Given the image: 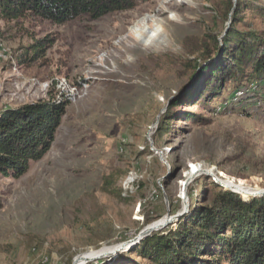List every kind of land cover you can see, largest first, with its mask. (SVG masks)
Returning <instances> with one entry per match:
<instances>
[{"label": "rangeland", "instance_id": "obj_1", "mask_svg": "<svg viewBox=\"0 0 264 264\" xmlns=\"http://www.w3.org/2000/svg\"><path fill=\"white\" fill-rule=\"evenodd\" d=\"M213 1L139 0L131 10L64 24L0 18V48H7L0 105L69 102L45 158L21 179L0 174V264H72L79 255L105 253L163 224L168 214L187 215L192 202H201L202 186L214 180L207 171L247 201L261 197L254 195L264 190L263 111H249L250 117L219 103L210 122L177 120L170 135L156 133L169 100L186 83L182 68L165 59L179 53L186 36L205 32ZM148 15L151 25H164L165 37L143 46L131 28ZM253 20L264 29L261 19ZM40 41L39 58L22 63ZM107 178L115 193L105 191ZM136 244L76 264H112Z\"/></svg>", "mask_w": 264, "mask_h": 264}, {"label": "trees", "instance_id": "obj_2", "mask_svg": "<svg viewBox=\"0 0 264 264\" xmlns=\"http://www.w3.org/2000/svg\"><path fill=\"white\" fill-rule=\"evenodd\" d=\"M138 2L0 0V18L64 24L81 17L96 20L131 10ZM211 10L205 32L186 36L179 53L164 58L167 66L182 68L186 83L169 100L168 113L156 132L160 138L173 133L177 120L210 122L207 115L215 113L219 103L245 116L251 117L248 112L256 109L264 112V29L257 28L253 20L257 17L264 22V0H237L236 5L234 0H216ZM43 48V42H38L32 47L34 56L28 59V52L22 63L38 59ZM68 104V100L41 99L20 107L0 105V174L21 179L34 163L45 158ZM180 105L185 110L178 111ZM108 179L105 191L115 193ZM208 182L201 188V202H192L187 215L153 232L112 264L125 260L132 264H264V195L247 201L213 179ZM3 205L0 197V209Z\"/></svg>", "mask_w": 264, "mask_h": 264}, {"label": "water", "instance_id": "obj_3", "mask_svg": "<svg viewBox=\"0 0 264 264\" xmlns=\"http://www.w3.org/2000/svg\"><path fill=\"white\" fill-rule=\"evenodd\" d=\"M196 76H197V74L194 75V78L190 81L191 84L193 83V81H194V79H195ZM199 171L202 172L203 170H199ZM195 173H197V172H194V175L191 176V178H193V177L195 176ZM205 173L208 174V175L213 176V177H214V180H215V181L217 180V181H218L217 183H219L221 186H224V187L226 186L225 188H227V189H229V190L235 191V192H237V193H241V192H240L239 190H237L236 188H234V187H230V186H227V185H225L223 182H221V179L218 178L217 176H215V173L208 172V171L205 172ZM191 178L188 179L187 182H189V181L191 180ZM263 195H264V190H262V191H258V193L255 194L254 196H263ZM182 215H183V213H182V214H178V215H176V216H171V215L168 214V217L166 218V220H165V222H164L163 224H159V225L157 224V225H154V223H153L152 225H149L147 228L143 229V230L139 233V235H138L137 237H135L134 239H132V240H130V241H128V242L121 243V244H119V245H117V246H113V247H111V249H108L105 253H102V254H100V255H98V256L91 257V258H85L83 255H79V256H77V257L74 259V261H73L72 264H76V263H77L79 260H81V259H83L85 262H91V261L97 260V259H99V258H101V257H114V256H115L117 253H119L121 250L126 249L127 246H129V245H132V246H133V244H136V243L139 242L142 238L151 235V234H152L153 232H155V231L161 230L162 228L166 227L167 225H169L170 223H172V222L175 221V220H179L180 217H181Z\"/></svg>", "mask_w": 264, "mask_h": 264}, {"label": "bare ground", "instance_id": "obj_4", "mask_svg": "<svg viewBox=\"0 0 264 264\" xmlns=\"http://www.w3.org/2000/svg\"><path fill=\"white\" fill-rule=\"evenodd\" d=\"M174 15V14H173ZM151 16H145L142 19L132 26L131 32L133 37L143 43L144 46L156 45L162 43L165 37V27L161 23L153 22L150 24ZM3 43V42H2ZM5 45V44H4ZM4 48H0V58L2 53H6L7 48L1 45ZM8 47V46H7ZM10 51V50H9ZM4 57V56H3ZM3 59V58H1ZM197 170V167H193V172ZM244 191V192H243ZM244 194H247L246 190H243Z\"/></svg>", "mask_w": 264, "mask_h": 264}]
</instances>
